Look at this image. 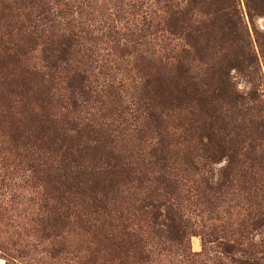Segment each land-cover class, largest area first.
I'll use <instances>...</instances> for the list:
<instances>
[{
	"label": "trees",
	"instance_id": "1",
	"mask_svg": "<svg viewBox=\"0 0 264 264\" xmlns=\"http://www.w3.org/2000/svg\"><path fill=\"white\" fill-rule=\"evenodd\" d=\"M34 2L0 0V160L40 183L47 236L61 235L73 206L91 264H155L162 253L197 264L186 211L200 205L220 221L214 229L260 255L214 264H264V239L249 240L264 228V103L230 78L233 67L256 63L236 33L232 0H153L152 34L178 42L136 106L121 110L101 99L123 84L91 80L78 59L96 53L76 24L55 28V3L42 0L36 14ZM246 2L250 13L261 5ZM40 44L42 62H31ZM202 162H224L216 180Z\"/></svg>",
	"mask_w": 264,
	"mask_h": 264
},
{
	"label": "rangeland",
	"instance_id": "2",
	"mask_svg": "<svg viewBox=\"0 0 264 264\" xmlns=\"http://www.w3.org/2000/svg\"><path fill=\"white\" fill-rule=\"evenodd\" d=\"M34 1L36 14L45 9L42 0ZM51 1L57 12L55 28L60 29L67 21L76 24L83 41L95 50L96 55L91 61L78 57L81 63L91 66V80L97 79L99 84L104 81L123 84L122 91L107 94L109 98L103 95L101 100L111 103L110 108L121 110L122 104V107L128 105L133 109L141 84L156 74V64L167 63V56L178 42L167 45L169 40H162L164 38L157 32L152 34L157 21L153 0ZM256 1L261 4L260 8L250 13L246 0H232L230 16L236 33L248 40L256 63H245L243 68L233 67L230 78L241 93L256 90L264 103V0ZM172 2L184 5L186 0ZM5 29L0 21V32ZM38 43H43V39ZM30 56L31 62H42L41 44ZM201 165L216 180L224 162H202ZM20 174L14 177L13 168L0 160V264H91L89 237L76 226L78 209L75 211L71 206L67 227L59 237L47 236L44 232L47 211L43 206V188L34 179L23 180ZM201 208L200 205L192 206L186 211L193 218L190 246L197 264H214L219 256L250 259L260 256L249 246L248 240L240 245L233 244L221 228L214 229L220 221L211 219L208 212L201 213ZM159 221L168 223L165 216ZM262 239L264 228L254 230L249 236L254 243ZM179 259L162 253L155 264H176Z\"/></svg>",
	"mask_w": 264,
	"mask_h": 264
}]
</instances>
